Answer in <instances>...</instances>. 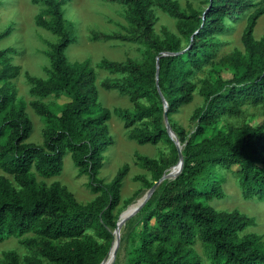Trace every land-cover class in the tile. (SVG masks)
I'll return each mask as SVG.
<instances>
[{"label":"trees","instance_id":"1","mask_svg":"<svg viewBox=\"0 0 264 264\" xmlns=\"http://www.w3.org/2000/svg\"><path fill=\"white\" fill-rule=\"evenodd\" d=\"M68 1L40 0L36 15V22L57 36L48 51L47 77L27 76L35 96L29 105L46 121L40 145L28 141L33 123L11 81L20 72L9 56L13 49L0 48V169L12 178L0 174V241L20 237V243L34 248L23 257V264H99L110 249L124 209L118 205L129 164L124 163L108 182L99 177L105 153L114 143L108 124L112 112L99 100L94 67L85 60L71 62L66 56L74 41L64 17ZM120 1L127 7L130 23L141 30L144 47L142 62L103 58L98 63L110 72L126 73L122 79H113L112 85L128 95L132 108H116L113 113L139 144L162 141L170 149L159 157L136 152V164L149 171L151 179L141 174L135 179L148 189L178 161V149L165 127L163 98L183 156L180 173L162 181L136 213L142 229L128 264H202L192 246L194 239L204 245L214 264H264L261 236L243 233L253 225V218L209 204L225 196L226 174L233 166L243 197L264 201V117L257 125L245 122L215 129L222 117L239 115L243 105L264 104V29L260 38L254 36L264 5L251 0H209L205 11L190 9L187 14L180 12L175 0H159L179 17L180 34L162 27L160 36L150 22L149 0ZM242 15L246 16L243 50L234 49L219 59L232 77L202 79L203 103L189 118L192 129L185 130L172 115L192 100L194 76L214 54L212 41L231 27L224 18L234 23ZM10 31V27L1 31L0 39ZM48 96L66 100L43 101ZM66 152L95 193L87 203L79 202L58 180L46 185L35 179L33 170L42 177L60 174ZM136 195L124 200L125 207ZM0 264H21L20 257L15 250L3 251Z\"/></svg>","mask_w":264,"mask_h":264},{"label":"rangeland","instance_id":"2","mask_svg":"<svg viewBox=\"0 0 264 264\" xmlns=\"http://www.w3.org/2000/svg\"><path fill=\"white\" fill-rule=\"evenodd\" d=\"M175 1L178 3L180 12L187 14L190 9L199 13L205 11L209 6V0ZM251 1H261L264 5V0ZM148 4L152 11L150 22L155 34L161 36V28L164 27L180 36L177 28L179 17L175 11L165 1L149 0ZM63 7L64 17L68 22V31L74 37V41L66 49V56L71 62L85 60L94 67L99 100L112 112L108 124L114 137V143L105 153V162L99 177L104 182H108L124 163L129 164V171L120 188L121 202L118 208L123 209L125 208L124 200L130 198L134 192H137V195L130 203H134L147 190L141 181L135 179V176L141 174L147 179H151L149 171L136 164L134 154L138 152L150 157H159L170 152L169 146L165 142L139 144L129 137V130L124 128L123 120L113 113L116 108H132L128 95L121 93L112 85L113 79H122L126 73L110 72L98 66L99 61L103 58L112 61H124L126 58H131L142 62L143 53L141 50L144 47V42L139 38L141 30L134 28L130 23L127 7L120 0H69ZM40 8V0H0V32L7 27L11 28L9 35L0 39V48L11 47L13 49L9 56L12 63L20 67V72L11 81L16 90V96L25 103V111L33 123L28 141L38 145L43 142L46 121L29 105V101L35 96L30 92L31 85L27 76L47 77V68L50 64L48 51L50 44L57 41L56 35L36 22V15ZM224 21L231 27L225 33L215 36L216 38L212 41L211 47L214 48V54L194 76L196 89L192 100L182 105L172 115V120L185 130L192 129L193 126L189 118L194 108L203 103L204 98L199 93L202 79L208 78L210 75H220L225 80L230 79L231 71L223 68L219 59L234 49L243 50L241 34L246 24V16L242 15L234 23L227 18H224ZM263 29L264 12L256 21L255 38H260ZM182 43L186 44L185 38H182ZM206 45L208 46L207 43ZM212 70H215V73H211ZM65 100L64 96L58 99L51 96L43 98L45 102L61 103ZM263 117L264 104H245L239 115L222 117L215 129H225L228 125H239L245 122L257 125L261 123ZM63 161L61 173L53 177H42L33 170L36 181L49 185L53 180H58L74 194L79 202L91 201L95 197V193L88 186L87 176L78 173L68 152L64 154ZM236 168L233 166L232 170L226 174L225 196L222 199L211 200L209 204L217 210H238L240 213L252 217L253 225L247 227L243 233H254L261 236V241L264 244V201L254 197H243L235 173ZM0 174L12 179L1 169ZM141 229L142 222L136 214L133 219L122 222L119 229L120 242L112 264H128V257L132 249L138 245ZM90 232L93 233V231ZM26 235L33 236L32 233ZM19 239L20 237L8 236L0 241V257L3 251L15 250L20 257V263L23 264V257L32 254L35 249L20 243ZM192 246L202 264H214L208 251L199 240L194 239ZM111 258L112 252L108 260Z\"/></svg>","mask_w":264,"mask_h":264},{"label":"water","instance_id":"3","mask_svg":"<svg viewBox=\"0 0 264 264\" xmlns=\"http://www.w3.org/2000/svg\"><path fill=\"white\" fill-rule=\"evenodd\" d=\"M157 80H158V59L156 60V84H157ZM157 86H158V84H157ZM163 102H164L165 127L168 131L169 136L174 141V143L178 149V161L176 164H174L173 166L168 168V170H165L164 173L162 174V176L158 180H156L152 184V186L149 187L134 203L128 204L120 212V214L118 216L117 223H116V227L113 230V239H112L110 249H109L108 253L106 254V256L103 258V260L99 264H112L113 263L115 256H116V252L118 250L119 242H120L119 229H120L122 222H125L126 220H128L130 217H132L134 214H136L142 208V206L146 203V201L151 197V195L154 192V190L156 189V187L162 181H164L165 179H172V178L176 177L182 169V165H183V156H182V152H181L182 145L180 144L178 137L176 136L175 132L172 130V128L168 122L167 114H166V100L164 98H163ZM111 252H112V258L108 260Z\"/></svg>","mask_w":264,"mask_h":264},{"label":"bare ground","instance_id":"4","mask_svg":"<svg viewBox=\"0 0 264 264\" xmlns=\"http://www.w3.org/2000/svg\"><path fill=\"white\" fill-rule=\"evenodd\" d=\"M111 254V253H110ZM110 256V255H109Z\"/></svg>","mask_w":264,"mask_h":264}]
</instances>
